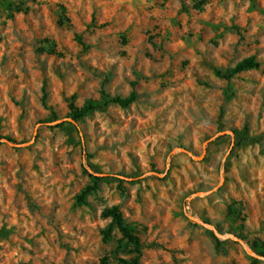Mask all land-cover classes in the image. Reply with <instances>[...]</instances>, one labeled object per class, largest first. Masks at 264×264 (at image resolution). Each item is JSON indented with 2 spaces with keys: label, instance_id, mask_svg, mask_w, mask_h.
I'll use <instances>...</instances> for the list:
<instances>
[{
  "label": "rangeland",
  "instance_id": "rangeland-1",
  "mask_svg": "<svg viewBox=\"0 0 264 264\" xmlns=\"http://www.w3.org/2000/svg\"><path fill=\"white\" fill-rule=\"evenodd\" d=\"M112 206L139 264H264V0H0V264L129 262Z\"/></svg>",
  "mask_w": 264,
  "mask_h": 264
},
{
  "label": "trees",
  "instance_id": "trees-1",
  "mask_svg": "<svg viewBox=\"0 0 264 264\" xmlns=\"http://www.w3.org/2000/svg\"><path fill=\"white\" fill-rule=\"evenodd\" d=\"M15 11L20 12L21 9L17 7ZM80 42V45H82L84 48H87L84 46L83 43H81L80 39H78ZM258 62L253 58H247L239 62L233 69L227 70L225 72H222L221 70H215V73L218 76L223 77L226 80H230L235 74L240 73L247 69H253L258 67ZM134 85V84H133ZM135 86V85H134ZM137 99V94L135 89L131 91V93L126 97H109L105 93L102 94V101L103 105L107 104H116L122 108L128 107L130 104L135 102ZM100 105L97 103H92L90 101L86 102L81 107H76L72 103L69 104V119L70 124L74 125L75 127L77 124L81 121L82 118L90 114L92 111L99 108ZM8 142H13L10 138H4ZM93 185L87 186L81 193V195L78 197L77 201L80 203L83 201V198L91 193L97 186L100 178L97 176H93ZM102 216L104 218L110 219V225L103 231V240L106 241L110 238L111 234V228L112 226L116 227L119 234L121 235L122 240L126 241L129 244H132L134 246L136 256L131 259L129 262H123V264H139L140 256H141V242L139 237L135 234L133 228L128 226L125 223V220L123 218V215L121 211L119 210L118 206H112L110 208H105L102 211ZM255 248H257L258 254L264 258V245L255 244ZM96 264H109L106 257H102ZM252 264H257L256 261H254Z\"/></svg>",
  "mask_w": 264,
  "mask_h": 264
}]
</instances>
